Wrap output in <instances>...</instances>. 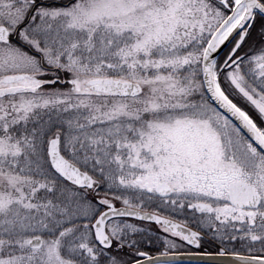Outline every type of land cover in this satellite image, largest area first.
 I'll use <instances>...</instances> for the list:
<instances>
[{
  "label": "snow or ice",
  "instance_id": "obj_1",
  "mask_svg": "<svg viewBox=\"0 0 264 264\" xmlns=\"http://www.w3.org/2000/svg\"><path fill=\"white\" fill-rule=\"evenodd\" d=\"M0 264H264V0H0Z\"/></svg>",
  "mask_w": 264,
  "mask_h": 264
}]
</instances>
